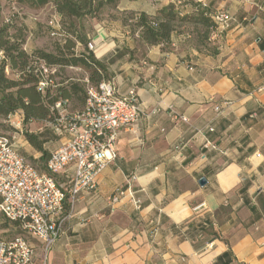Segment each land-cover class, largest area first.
<instances>
[{
  "label": "crops",
  "instance_id": "0c3cea01",
  "mask_svg": "<svg viewBox=\"0 0 264 264\" xmlns=\"http://www.w3.org/2000/svg\"><path fill=\"white\" fill-rule=\"evenodd\" d=\"M183 1L186 12L203 1L236 16L211 35L217 54L188 31L169 51L142 44L141 55L138 41L100 31L96 56L120 93L135 89L142 115L122 129L118 158L76 197L53 246L45 253L33 240L38 264H264V0ZM117 49L135 52L110 62ZM50 142V152L61 144Z\"/></svg>",
  "mask_w": 264,
  "mask_h": 264
},
{
  "label": "built area",
  "instance_id": "2783aa9c",
  "mask_svg": "<svg viewBox=\"0 0 264 264\" xmlns=\"http://www.w3.org/2000/svg\"><path fill=\"white\" fill-rule=\"evenodd\" d=\"M210 15L221 34L236 20L227 9L213 10ZM50 24L53 29H60L56 16ZM90 48L94 50V45L90 44ZM58 71V67L44 61L33 70L41 92L55 84ZM87 95L84 111L71 117L68 99L55 104L60 118L54 127L65 138L51 151L46 171H39L25 159L13 136L0 132V218L19 223L28 235L0 239V264H38L33 240L43 245L45 253L53 246L69 217L65 212L67 196L72 206L81 192L97 188L101 172L118 158L116 143L122 129L136 123L142 115L135 89L122 94L112 79L88 86ZM171 114L175 119L188 121L174 109ZM69 169L72 175L68 183H60L58 176ZM121 193L118 190L111 200H117ZM207 209V203L200 202L193 207L194 216H202Z\"/></svg>",
  "mask_w": 264,
  "mask_h": 264
},
{
  "label": "trees",
  "instance_id": "16d2710c",
  "mask_svg": "<svg viewBox=\"0 0 264 264\" xmlns=\"http://www.w3.org/2000/svg\"><path fill=\"white\" fill-rule=\"evenodd\" d=\"M31 7H42L49 2L55 4L59 15L60 29L49 27L50 34L57 37L60 42L56 51L36 49L29 53L24 49L25 39L22 36V28H17L18 33H12L14 28L10 23L0 24V118L7 120L9 115L22 112L25 123L39 122L52 123V127L44 125L43 130L25 131V137L31 146L41 155L37 162L42 170L46 171V164L50 157V150L46 143L52 141L55 135V127L59 124L55 104L58 101L68 99L69 116L84 111L87 104L88 86H98L103 80L110 79L108 65L100 60L93 49L90 48L87 34L74 23L76 20L82 23L87 16H94L105 4L116 0H19ZM192 10L186 12L185 1H170L168 4L157 8L154 14L146 11H128L125 22L130 24L132 34L140 44L160 45L163 50L172 49V37L176 33L188 31L195 36V41L201 50L217 54L219 49L211 43V35L220 33L216 22L211 17L213 11L201 2L188 1ZM73 23V31H67L64 21ZM54 33V34H53ZM221 34V33H220ZM78 42L84 46L77 51ZM127 51L123 49L110 59V62L121 58ZM44 61L49 66L59 68L55 84L45 93L38 89V78L33 70ZM85 69L86 78L69 77L59 79L63 71L68 68ZM72 107V109L70 108ZM37 169V168H36ZM71 207L69 196L65 203V212Z\"/></svg>",
  "mask_w": 264,
  "mask_h": 264
},
{
  "label": "rangeland",
  "instance_id": "374dc122",
  "mask_svg": "<svg viewBox=\"0 0 264 264\" xmlns=\"http://www.w3.org/2000/svg\"><path fill=\"white\" fill-rule=\"evenodd\" d=\"M157 4V0H116L112 3L105 4L94 16H87L82 23L76 20L75 25L82 29V32L87 34L88 42L91 41L95 47V42L99 38L100 31H113V39L116 41L126 40V37L131 41H136V37L132 34L130 24L125 22V18L129 15L128 11H144L149 10ZM132 5L136 9L123 10L122 7ZM160 7V6H159ZM59 19L55 4L49 2L42 7H31L27 3L19 0H0V24L10 23L12 20L14 28L12 33H18L17 28H22V36L25 39L23 45L29 53L36 49H44L47 51H56V47L60 40L50 34L49 27H52L50 20L53 17ZM66 30L73 31L72 21H64ZM135 48L139 49L138 54H142L144 49L142 44L134 43ZM84 46L78 42L77 51L80 52ZM120 49H117L119 51ZM106 59V58H104ZM88 73L85 69L68 67L63 71L60 80L68 79L69 77L86 78ZM72 109V107H70ZM60 117V113L56 112ZM44 125L52 127V123L29 122L25 123L22 113H14L7 120L0 118V132L9 134L14 137V141L25 159L38 170H42L41 164L37 162V151L31 146L25 137V131L43 130ZM55 137L50 142V149L53 150L61 142L62 136L55 129ZM68 179L64 176H58V181L62 184L68 183ZM17 235L28 236L17 222H11L3 217L0 218V239L13 238Z\"/></svg>",
  "mask_w": 264,
  "mask_h": 264
},
{
  "label": "water",
  "instance_id": "95a60500",
  "mask_svg": "<svg viewBox=\"0 0 264 264\" xmlns=\"http://www.w3.org/2000/svg\"><path fill=\"white\" fill-rule=\"evenodd\" d=\"M207 181H206V179L205 178H201V180H200V183L201 184H205Z\"/></svg>",
  "mask_w": 264,
  "mask_h": 264
}]
</instances>
